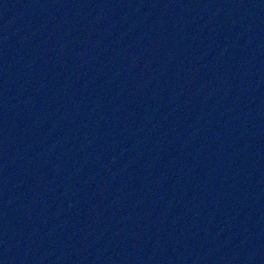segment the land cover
Instances as JSON below:
<instances>
[{"label": "water", "instance_id": "95a60500", "mask_svg": "<svg viewBox=\"0 0 264 264\" xmlns=\"http://www.w3.org/2000/svg\"><path fill=\"white\" fill-rule=\"evenodd\" d=\"M0 215L38 264H264V0H0Z\"/></svg>", "mask_w": 264, "mask_h": 264}]
</instances>
